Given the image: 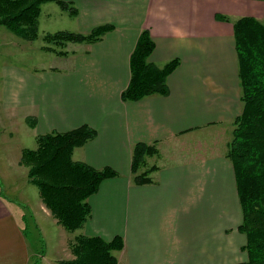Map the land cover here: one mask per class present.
I'll use <instances>...</instances> for the list:
<instances>
[{
    "label": "crops",
    "instance_id": "crops-1",
    "mask_svg": "<svg viewBox=\"0 0 264 264\" xmlns=\"http://www.w3.org/2000/svg\"><path fill=\"white\" fill-rule=\"evenodd\" d=\"M63 1L75 8L69 15L59 7L77 32L86 34L103 24L113 28L95 42H67L66 54L58 55L63 66L36 70L31 90L19 84L10 89L4 110L26 123L35 139L90 127L95 136L73 149V160L95 169L111 168L116 175L102 180L88 197L90 215L71 236L41 199L24 195L33 212L42 216L39 222L59 233L67 253L56 261L73 258L68 243L86 235L107 241L120 236L122 248L112 251L117 264L245 263L241 207L226 156L231 137L222 144L198 141L196 153L186 161L181 146L196 133L210 130L212 135L220 129L226 133L225 126L240 115L233 23L244 16L261 21L264 1ZM48 3L41 5L40 14ZM217 13L229 21L216 20ZM143 29L155 43L150 62L162 66L178 58L179 64L167 76L166 95L123 101L120 94L130 79V55ZM137 142L157 148L154 157L146 158V167L153 169L144 183H137L131 171ZM23 216L0 190V264H32Z\"/></svg>",
    "mask_w": 264,
    "mask_h": 264
},
{
    "label": "trees",
    "instance_id": "trees-1",
    "mask_svg": "<svg viewBox=\"0 0 264 264\" xmlns=\"http://www.w3.org/2000/svg\"><path fill=\"white\" fill-rule=\"evenodd\" d=\"M46 2H56L69 15L76 12L63 0H0V25L23 39L34 40L41 5ZM215 19L229 21L226 15L219 13L215 14ZM112 28L111 24H103L86 34L69 30L47 32L43 36L42 49L55 52L51 45L62 47L67 42H95ZM233 37L243 105L234 120L226 156L233 167L241 207L239 230L246 236L243 249L247 260L243 264H264V15L261 21L251 16L237 19L233 23ZM154 47L149 31L143 29L130 55V79L120 94L123 101L168 93L167 76L178 66L179 60L173 58L162 66L153 64L148 58ZM62 50L57 54L66 53ZM28 122L34 125L30 119ZM94 136L95 131L86 125L41 134L36 137L37 147L23 148L19 159L27 168L28 182L37 187L43 205L56 223L69 232L81 228L89 217L91 208L87 199L98 190L101 181L116 175L111 168L95 169L72 159L73 149ZM156 152L154 145L135 143L131 171L137 183L148 181L147 174L153 167H146V158ZM24 233L26 235L25 228ZM122 246L120 236L107 241L99 236L77 235L69 243L73 258L60 262L117 264L112 251ZM37 260L33 259V264Z\"/></svg>",
    "mask_w": 264,
    "mask_h": 264
},
{
    "label": "rangeland",
    "instance_id": "rangeland-1",
    "mask_svg": "<svg viewBox=\"0 0 264 264\" xmlns=\"http://www.w3.org/2000/svg\"><path fill=\"white\" fill-rule=\"evenodd\" d=\"M58 30L77 32L67 14L60 13V8L55 2H49L44 6L39 18L37 38L34 40L23 39L0 25V190L9 198L12 208L15 211L20 210L24 214L22 217L24 228L33 252L32 264L35 258L38 259L35 264L55 263L57 259L64 258L67 251L58 240L60 238L58 231L52 225H42L38 220V217L42 216L33 212L31 206L24 199L25 194H28L32 199L40 198L37 187L27 180L25 166L19 163V167L17 160L23 148L35 149L37 143L34 132L20 119L18 121H16L17 118L12 119L15 114L4 110V103L7 93L10 89L17 88L18 84L25 85L31 90L32 75H37L36 70H49V67L52 69L53 66H63L64 61L58 56L60 54H57V51L64 50L65 46L51 45L55 52L42 49V46L45 45L44 34ZM234 126V123L226 125L224 129L226 133L220 129L217 133L212 132V135H209L210 130L192 135L187 140L188 143L186 141L187 144L183 143L181 146L184 148L185 161L193 153H196L198 141L200 143L217 141L222 144L223 140L228 141L230 137L232 139ZM169 150H172L171 147ZM153 157L150 158L149 165H151ZM63 231L71 236L70 232ZM57 264H61V262L59 261Z\"/></svg>",
    "mask_w": 264,
    "mask_h": 264
}]
</instances>
